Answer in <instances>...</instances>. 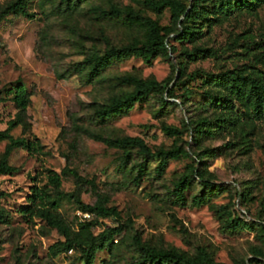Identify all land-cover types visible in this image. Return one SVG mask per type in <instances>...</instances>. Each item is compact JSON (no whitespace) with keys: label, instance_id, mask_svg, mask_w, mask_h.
Instances as JSON below:
<instances>
[{"label":"rangeland","instance_id":"374dc122","mask_svg":"<svg viewBox=\"0 0 264 264\" xmlns=\"http://www.w3.org/2000/svg\"><path fill=\"white\" fill-rule=\"evenodd\" d=\"M11 1L0 0V132L17 113L8 91L21 83L26 127L10 134L37 137L42 148L13 149L8 162L17 171L0 175V264H84L87 243L101 245L94 264H184L150 255L192 258L199 249L214 264H264V88L237 93L246 75L264 85V0H229L230 8L219 0H154L165 2L159 8L145 0H88L72 14L60 0H27L29 16L3 15ZM174 1L187 10L197 3L185 23L190 36L179 34ZM147 20L166 33L167 51L150 62L114 60L90 83L87 70L76 71L93 54L140 47ZM129 76L163 90L146 93L126 114L99 117L97 107L132 91L123 81ZM126 137L152 153L105 142ZM7 143L0 141V159ZM159 150L180 154L165 158ZM49 170L61 179L59 213L82 236L72 252L27 200L33 186L55 197ZM81 203L116 214L101 217ZM109 228L119 232L108 238Z\"/></svg>","mask_w":264,"mask_h":264},{"label":"trees","instance_id":"16d2710c","mask_svg":"<svg viewBox=\"0 0 264 264\" xmlns=\"http://www.w3.org/2000/svg\"><path fill=\"white\" fill-rule=\"evenodd\" d=\"M88 0H60V8L63 11V13L66 14H72L74 13L78 7L84 2ZM146 3L154 8H159L164 4L165 2H155L154 0H145ZM258 0H240V4H248L251 6H254V4H257ZM220 7L222 8H230L232 6V3L229 0H219ZM237 2V1H236ZM162 3V4H161ZM171 10L173 13L174 18L177 20L180 19L182 16V28L180 30L181 37H186L192 35V31L186 27L185 23L190 21L194 17V13L197 10V3L194 1L190 7L189 10H187L180 2L174 1V3H170ZM111 13H102V16H105L107 14H115L117 11L112 10ZM20 13L26 16H29V13L27 11V0H13L9 2L6 7L3 8L2 14L8 15L9 13ZM145 25L148 27L149 35L146 42L140 45V47L136 46H130V47H123L120 49H110L106 51L103 54H93L90 57H87L84 60L85 67H82L81 65H77L75 68L78 73L83 72L84 70H87V79L86 82L90 83L93 79L98 78L102 75V73L113 63L114 60H121L125 59L129 56L135 55V56H141L144 58L145 61L150 62V58L153 54L165 52L167 51L169 47V42L166 39L167 35L166 33H162V29H159L158 25L153 22L147 20L145 22ZM173 49V47H171ZM123 81L128 82L132 85V91L129 94H126L122 97L116 98L112 101L110 105H102L97 107V115L99 117H111V116H118L128 113L132 107L134 106V103L138 101L143 95L150 92L151 90H163L161 83L155 81V80H143L136 77H126L123 79ZM258 88L262 89L264 88V85L260 82V79H258L255 76L252 75H246L241 78V84L238 88V94L244 89V88ZM170 91H168L169 93ZM9 94H11V97L9 98L15 109L17 110V113L13 119H10L7 123V128L0 132V141L7 140L8 143L5 147L4 153L2 158L0 159V175L2 174H10L15 171H17V168L10 165L8 162V158L15 148H22L29 153L34 152V150H38L42 148V145L40 144L39 139L36 137L33 140H30L27 137H14L10 134V131L17 128L18 126H21L23 128L26 127V123L24 121V112L29 106V97L26 92L25 87L18 83L15 85V87H12L8 91ZM163 99L165 100V96H163ZM1 102V98H0ZM255 109L260 112H263L261 110L262 101L256 100L253 102ZM72 120V119H71ZM75 127L78 128V125L76 123ZM105 142L111 146H117V147H126V146H138L141 150L148 152L149 154L152 153L151 149L148 145H143V143L138 139L134 137H126L123 139H105ZM158 154L161 156H164L165 158H177L180 154V151H162L159 150ZM164 166V163H161V167ZM75 174V173H73ZM48 177L49 182L54 187V190L56 191V195L54 198L47 195L44 191L41 189H38L37 187L33 186L31 189V195L28 196L27 200L30 204V208H39V212L41 216L46 220L47 224L59 230L65 237L66 241L63 243L66 245V248H68V251H73V244L77 243L79 240H81L82 236L80 234V230L78 232H74L71 230L70 226L67 225L61 214L59 213V207H58V199L61 196V193L58 192L60 185H61V179L58 173L55 171L49 170L48 171ZM205 184L208 186H213L214 184L210 181L204 180ZM177 197L179 201L183 202V190L181 186H178L176 188ZM197 202H200V199L197 200ZM81 207L83 210H94L99 216L101 217H109L116 214V210L114 208H108L105 207L103 204H97L94 207H91L90 205H86L84 203H81ZM29 209V207L27 208ZM1 217V215H0ZM119 232L116 228H109L103 232L104 235L108 234V238H112ZM73 235V239H72ZM89 236L92 237V233H89ZM101 248L100 246H96L93 243H87L86 249H85V262L84 264H94V260L96 257L97 251ZM151 259L155 261H161V260H173V261H179L183 262L184 264H214L210 259H208L205 251L203 249H199L198 254L195 257L189 258L186 257L183 254H178L175 252H167V253H153L150 255Z\"/></svg>","mask_w":264,"mask_h":264},{"label":"built area","instance_id":"2783aa9c","mask_svg":"<svg viewBox=\"0 0 264 264\" xmlns=\"http://www.w3.org/2000/svg\"><path fill=\"white\" fill-rule=\"evenodd\" d=\"M85 218H89L90 217V215L88 214V213H83L82 214ZM71 252V251H70Z\"/></svg>","mask_w":264,"mask_h":264}]
</instances>
